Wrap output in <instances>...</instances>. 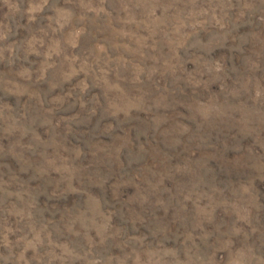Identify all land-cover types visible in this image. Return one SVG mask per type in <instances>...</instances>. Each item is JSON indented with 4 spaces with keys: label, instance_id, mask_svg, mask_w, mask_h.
I'll use <instances>...</instances> for the list:
<instances>
[{
    "label": "clouds",
    "instance_id": "9594fccd",
    "mask_svg": "<svg viewBox=\"0 0 264 264\" xmlns=\"http://www.w3.org/2000/svg\"><path fill=\"white\" fill-rule=\"evenodd\" d=\"M0 264H264V0H0Z\"/></svg>",
    "mask_w": 264,
    "mask_h": 264
}]
</instances>
